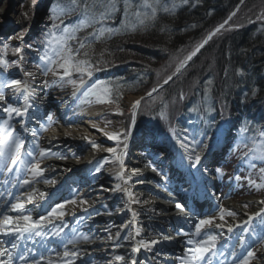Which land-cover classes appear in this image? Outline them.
Instances as JSON below:
<instances>
[{
    "label": "snow or ice",
    "instance_id": "6c2138e0",
    "mask_svg": "<svg viewBox=\"0 0 264 264\" xmlns=\"http://www.w3.org/2000/svg\"><path fill=\"white\" fill-rule=\"evenodd\" d=\"M246 0H240V5H243ZM189 0H54L49 7V19L51 26L44 31L40 37V48H34L33 44H25L24 36L29 30L24 28L14 35L9 36L8 41L17 40L19 44L12 46L8 42L0 45V172L6 177L3 180L5 187L4 192H0V197L3 198L0 203V264H77L79 260L81 264H88L83 259L86 249L78 247L80 244H92L94 236L87 233H81L78 229H72L71 237H62V233L67 224L64 223V217L68 214L66 211L67 205L80 207L81 211L88 212L89 201L75 192L70 198L64 199L62 202H56L51 205L44 214L38 216L26 208V204L32 203L38 193L40 199L46 197V193L40 192L34 187L38 182L43 181L46 184H55L54 178L45 177L46 167H42L44 160L55 157L56 159H68V156L61 152H53L51 148H43L39 143V137L36 131H32L34 147L24 152V142L20 135L17 134L16 128L13 125V120L20 118L17 123L24 127L23 117L28 111L35 106L37 99V87L41 91L46 88H66L71 87L73 95L81 105H115L116 114L123 115L120 109L119 101L121 92L125 85L119 81L93 80L94 73L105 70L114 61L105 59V54L112 55L110 50L105 48L99 54V57L94 56L93 45L95 43H107L114 37L121 35H130L137 32L146 31L159 18L161 13L169 16L174 15L177 7L182 4H188ZM240 5L236 10L232 11L229 16L213 30L209 31L202 40L195 44L182 58H177L175 66L170 74L163 79V84L167 85L178 74H181L189 65V62L200 53L214 37L222 31H230L234 28H239L241 25H233L229 22L237 16L240 11ZM23 6V5H22ZM36 0H33L32 16L24 13L26 18L32 19L35 16ZM77 15V21L71 26L64 24L66 17ZM211 15V13H208ZM119 15V24H116L117 16ZM249 23L256 21L264 22V0H261V8L256 13L255 21L251 16L247 17ZM227 26V27H226ZM91 31H88V30ZM161 31H166L162 28ZM86 33L80 36L79 33ZM73 44L76 46L74 47ZM36 51L39 56V63H34L35 71L27 70L24 65L27 62V57L24 49ZM12 51L18 56L17 61H8L5 59L6 54ZM124 49H121L123 51ZM15 66L22 73V78H12L5 75L10 67ZM171 67V65H169ZM37 73L48 77L49 74L53 77L51 81L45 79L42 86L35 85ZM238 74H240L238 72ZM212 81H208L211 84ZM11 91L17 104L10 103L6 100L5 90ZM160 86H154L150 91L145 93V96L136 99L131 104L130 116L134 122L138 110L142 104H155L157 100L163 104V107L156 113L160 119L167 120L168 104L164 103L163 98L159 96ZM208 89H205V95L202 98L201 105L193 106L189 109L191 112H206L213 111V107L208 104ZM157 94L154 96L153 94ZM257 95V89L252 90V97ZM185 93L181 91L178 94V100L183 101ZM175 104L176 99L171 101ZM48 125H41V131H46L55 121L53 114L49 113L46 117ZM112 124V121H106V127ZM104 131L103 129H97ZM172 134V139L183 150V159H187L193 168H196L201 163L202 153L209 147L204 144L203 140H197L195 135L191 138L185 136L183 139L176 135L174 128H169ZM250 126L244 125L240 132L243 134L240 143L248 150L244 153V157L249 161V167L256 169V161L264 163V131H255L249 136ZM131 130L126 128L123 131L116 130L104 132L108 140L113 141L115 146L105 147L103 150L110 153V157H106L103 162L95 168L96 172H100L104 164L111 163L113 165L112 174L118 183L113 189H103L104 191H120L127 197L125 207L131 212V220L120 226V231H124L132 226L133 233H129L124 237L126 241H133L131 246V254L128 257L124 255H114L111 260L106 261V264H146L144 261H137L134 254H137L141 249L151 251L152 248L162 240L171 241L172 237L163 235L160 239L150 241L135 240V237L140 236V229L135 227L136 217L138 213L131 208L132 204L140 203L138 198H134L133 192L127 185L131 176L125 175L124 157L128 148V141L131 137ZM207 136V132L201 133ZM259 137V139H257ZM88 140L87 137H85ZM91 147L101 148L102 145L95 141L88 140ZM239 146V145H238ZM76 157V154H72ZM91 163V162H90ZM71 171V169H67ZM133 173L137 169L132 170ZM259 179L257 182L252 178V174L246 177L250 187H254L257 191L264 189V167H259ZM14 173L13 179H7L9 174ZM218 174H222L221 170L217 169ZM23 174V175H21ZM239 181L241 177L236 176ZM11 184L12 187H8ZM12 188L22 189L17 194H13ZM30 189V190H29ZM8 197H13L9 200ZM259 204H264V199L258 201ZM176 209L184 212L186 208L183 204L177 202ZM248 208V204L242 205ZM13 213L15 215H13ZM99 214V213H96ZM264 208L254 215H247V220L241 224H235L228 221L231 217L235 221L237 213L233 210L219 207L210 214L199 218L194 223V229L190 232L183 233L189 238L184 242L185 247L181 255L175 259L179 264H213V259L216 258L218 264H228L225 250L228 247L227 241L231 239L225 233L232 234L234 229L241 228V234H238L235 239L239 242L240 248H245V252L237 255L236 245L232 246L230 255L233 257L231 264H264V258L257 255L260 249H264ZM75 216V213H72ZM91 216V213L88 214ZM193 215H195L193 213ZM255 217L260 218L259 230L256 228L249 229L248 225L252 223ZM57 221L60 222L57 225ZM219 221V222H217ZM218 229V232H213L212 227ZM110 225L105 226V230L109 231V239L114 241L115 247L122 245L115 244V241L120 239V233L117 232L113 237L110 232ZM251 232L254 235L253 245L248 246L244 233ZM224 243H220L221 240ZM49 240H58L62 251L47 247L46 243ZM29 244H39L43 251L30 247ZM54 253V255H53ZM224 257V259H219ZM95 264V262H93Z\"/></svg>",
    "mask_w": 264,
    "mask_h": 264
},
{
    "label": "rangeland",
    "instance_id": "374dc122",
    "mask_svg": "<svg viewBox=\"0 0 264 264\" xmlns=\"http://www.w3.org/2000/svg\"><path fill=\"white\" fill-rule=\"evenodd\" d=\"M18 1L20 5L18 4ZM18 1L15 2V0L14 1L0 0V45H2L4 42H8L12 46H17L19 44V41L17 40L8 41L7 38L11 35H14L16 32L24 28H28L29 30L25 33V36H24V43L33 44L34 48H40L42 51V46L40 45L39 41H40V37L42 33L46 31L48 27L51 26V21L49 19V7L52 3H54V0H50V2L46 5H45L46 1L36 0L35 16L32 19L26 18L24 13H28L29 17L32 16L33 0H30V2L28 0H18ZM213 1L212 0H189L188 4H182L179 7H177L175 14H174L175 15L174 18L177 19V17L178 18L180 16L183 17V15L199 17L202 15L201 7L206 6V5L212 6L215 3ZM259 1L261 0L257 1L256 3L257 5L254 6L252 11L248 12L246 16L242 17L241 15H239V12H238L237 16L234 17L233 20L229 22L230 24H233V25H237V24L241 25V27L234 28L230 31H222L220 34L214 37L211 41H209L207 45H205L203 49H201L200 53H198L197 56L194 57L193 60L189 62L188 67L184 69L181 74H178L176 77H174V79L170 81L167 85L163 84V79L166 77V75L170 74L171 71L173 70L176 59L182 58L184 55H186L189 51L192 50V48L195 46L196 43L202 40L201 39L198 42L196 41L198 34L203 29V27L207 28V22L205 21L207 20L206 18H208L209 16L208 20L209 19L213 20L215 17H222L224 15L222 21L220 22V23H223V21L229 16V14L232 11L236 10L237 6L240 5V1H238L236 6H234L232 10L229 11L228 13H226L227 9H229L228 8L229 5L227 6L228 3H226L224 7L221 8V10L217 11L216 13L208 9V11L205 12L206 18L204 17L205 20H202V24H197L195 26L193 24H189V25L187 24L185 26H182L184 23L182 22V19H180V21L175 20V22L167 21L166 19H169V16H167V14L161 13L159 15L158 20L159 21L162 20L161 22H164V23L165 22L171 23V27L169 28H167L168 26H164V29H166L168 33L170 32V35L166 36L167 42L162 47H151V45L145 46L141 44L142 42L138 41L137 39L136 41L135 39L132 40L131 38L135 36L136 34H138L139 32L133 33L130 35H121L118 37H114L112 41L116 39V41L118 42L116 46L115 44H113L111 48L109 47L110 52H112V55L110 57L114 58V59H110L114 61L112 63L113 66H108L103 71L95 72L93 76V80L99 79V80H106V81H119L120 83H121V80H124V81L127 80L128 82L130 81L131 86L127 85V81L125 82L126 84L125 87L127 88H124L123 91L121 92V99L119 101L120 109L122 110L123 115L116 114L115 105H97L93 103L92 105H87V104L82 105V107H84L86 110L87 109L95 110L97 112L96 116L93 119L95 123H97V126L99 127L106 128L110 132L116 131V130L123 131L126 128H129L132 133L131 136L135 133L136 129L140 128L142 132L144 133V135H148L153 140H158L160 143L165 144V145H159L161 150L165 151L164 148L165 149L171 148L172 150H174V152L169 154L170 157L167 158L168 159V161L166 160L167 163H161L158 160V158L154 162V163L157 162V165L159 164L161 168L165 169L166 173L163 175L162 173H160L161 171L158 172V176L160 177V179H163L165 182L169 181L168 176H171V174H174L177 171L176 169L173 168L174 165L172 164L173 163L172 157L173 156L175 157V160H176L175 163L176 165H178L177 161L179 158L177 159V157L179 155L181 156L184 155L183 150H181L180 154H178V152L176 151V149L179 146L178 144H176L175 140L172 139V134L169 131L170 127L175 129L176 135L180 137L181 139H183L185 136L191 138L193 135H195V138L197 140H203L204 144L209 145L208 149H206L208 152L212 151L213 153H215L216 151L220 150V146L222 145L223 148H226L227 150V152H225L226 156L222 159L223 162H219L223 166L222 168H219L221 169L222 174H218L217 170H215L213 174L215 173L218 174V176H221L220 178L226 182V185H224V189L222 188L224 195L232 196V199L235 202L234 204H237V206L242 205L243 201L250 199L252 196V195H248L245 198L244 196L245 193L250 192L253 194H257L255 193L257 190L254 187L249 186L246 177L249 175V173H251L253 179H255L258 183L261 182L259 179L258 169L259 167H264V163L256 161L255 162L257 164L256 169H251L249 167V161L244 157V153L247 152L248 149L244 147L242 143H240L242 135H243L240 132V129L244 125L250 126V131L248 133L249 136L254 134L252 130L264 131V98L257 96V95L253 98L252 94H250V97H252V100L246 106H243L245 104L237 103L236 105H238L239 108L236 105L234 106L235 108H233V105L230 106L231 103H228V102H232L234 100L225 99L226 100L225 101L223 97L218 96L219 94L218 91L219 90L221 91V89L224 90V92L230 90L233 85L231 84L233 83V76L234 78L236 76L242 78V75L243 76L245 75L244 77L248 76V81H251L250 87L257 89V92L259 91L258 94H264V59L255 60L254 57H250L246 59L245 64L244 63H241L240 65L238 64L233 69H232L233 61L231 60L232 64L230 63V66L228 67L229 69L228 68L226 70L222 69V72H221L222 76L220 75L221 79L216 78L215 73H216V69H218L216 67L217 63L219 64L222 58L220 55L222 52L221 51L222 47L228 46V50L230 49L229 50L230 52L227 54V57H231L232 59H234V57L236 58V55L238 53H242L241 50L245 49V45L247 46L248 44H251V42L243 43L241 41L243 38H245V40H248L249 37L250 38L253 37L254 39L258 40L260 44L262 43L261 46L264 45V22L256 21L254 23H249L247 20V17L251 16L252 19L255 21L256 13H258L261 8V2L259 3ZM41 7L43 8L41 9V13H40L39 8ZM204 11H206V9H204ZM209 12L211 13V15L208 14ZM119 19L120 17L118 15L117 20H116L117 25L119 24ZM76 21H77V15L73 14L65 18L64 24L67 26H71ZM204 22H206V25L204 24ZM220 23L216 24L211 29H209L206 32V34L209 31L213 30L215 27H217ZM158 26H159V23L158 24L154 23L147 30L152 29L155 31L156 29H158ZM88 31H91V30L89 29ZM141 33H144V31H142ZM162 33H165V31H163ZM85 34L86 33L84 32L79 33L80 36H84ZM206 34L204 36H206ZM246 37L248 39H246ZM137 44L139 45L138 47L140 49L137 48L135 52L133 51L132 53H130L129 50L134 48V46ZM193 44L194 46H192ZM73 46L75 47L76 45L73 44ZM96 46L97 47L93 45L94 56L97 55L99 57L101 50H103L104 48H107V44L98 43V45ZM99 46L103 48L99 49L98 48ZM143 48H147V50H144ZM121 49H124V50L121 51ZM24 53L27 57V62L24 65V67L27 70L35 71L33 65L34 63H39V56L37 55L36 51L25 48ZM115 54L118 55V56L116 55L117 57L120 56L121 59L118 60ZM137 55H141L140 56L141 58H137ZM28 56H33V57L32 59H30L28 58ZM115 57L117 60H115ZM5 59H7L10 62L17 61L18 56L13 54L12 51L9 50V52L5 56ZM198 60H199V65L196 67L195 65L198 64ZM200 60L202 63L200 62ZM258 61H260V63ZM169 65H171V67ZM0 72H3L2 68H0ZM238 72L240 74H238ZM5 75H9L12 78H22V73L15 66L10 67L8 69V72ZM226 76L227 77L229 76L228 77L229 80L223 81L224 77ZM0 78H3V77H0ZM183 78H186L189 81L187 82L185 80V82H183L184 81ZM45 79L51 81L53 77L50 74L48 77H44L43 75L37 73V79L35 81V85L42 86ZM209 80L212 81L211 84H208ZM134 83H138V84H134ZM154 86H160L159 96L163 98L164 103L168 104L167 120L160 119V117L156 114L159 111V109L163 107V104L160 102V100H157L155 104H151L150 102L142 104L141 108L138 110L137 115L134 118V122H135L134 123L130 116V109H131L132 103L128 102V97L139 99L145 96V93L150 91L151 88ZM206 88L209 90L207 93L208 104L213 107V111L210 113H206L203 111L200 113L189 111V109L192 108L193 106L201 105L202 98L205 95ZM187 89H189V93ZM60 90L68 93V94L65 93L66 96H69L68 97L69 102L66 106L63 104L60 105L59 103V100L61 99V98L59 99V97L64 96V95L62 96L63 92H61ZM43 91H45V93H42ZM43 91H41L40 87H37V92H36L37 99L35 101V105H38L39 102H41L42 98L49 99L50 97V101H52V105H54V107L56 108L53 109V107H51V109H48L46 112L47 114L49 113L53 114L54 117L58 115V117H56L55 119V123L58 125H61V124L63 125V121L65 123L66 122L65 120L67 119H63L64 116H62L60 111L73 113L70 111V109L73 108L74 106H75L74 108H76V104H77L76 102H79L76 99V97L73 95V90L71 89V87H66L63 89L56 87V88H46ZM181 91L185 93V99L183 101L178 100V94ZM8 93L9 95L12 94L11 91H9ZM190 93H192V95H190ZM153 95L156 96L157 94L154 93ZM229 96L230 95H227L226 98H228ZM241 98L244 99L245 94H242ZM174 99H176L175 104L171 103V101H173ZM238 99L240 98L238 97ZM190 100L191 102H189ZM59 105L61 106V108ZM186 110H188L187 113H186ZM183 113L185 117H183L182 115ZM199 115L210 116L209 118L206 117L208 124L206 123V121L204 123H200V119L203 116H199ZM44 117H47V115H45ZM33 118L34 117L30 118V121H32ZM38 119L39 120L37 121L36 127L37 129L38 128L41 129V125H43L44 123L43 121H45V119L42 117H41V120L40 118ZM85 119L87 118H82V120L84 121ZM17 121H18L17 118L13 120V125L15 128L17 127ZM106 121H112V124L106 127ZM183 122L185 124H182ZM78 127L80 129L79 130L74 129V131L87 132V130L86 131L82 130V128H84L83 124L82 125L80 124ZM65 128H68V127L62 126V128L60 129L66 130ZM30 130L31 129H29V126H27L22 131L20 129H16V132L18 135L27 133V135L29 136ZM205 131L207 132V136L201 135V133ZM53 132H56V130H54ZM165 133H167V135ZM48 134H50V132H48ZM44 135L45 133H42L41 137H43ZM48 136L49 135H47L46 137ZM150 137L148 138L150 139V141H152ZM233 139L234 141H232ZM257 139H259V137H257ZM213 142L214 144H212ZM111 144L113 147L115 146L114 145L115 143L113 141H111ZM41 146L42 147L44 146L43 148H45L46 145L41 144ZM75 146L76 147L74 148L79 149L80 145H75ZM86 147L87 145L83 146L81 150L82 151L86 150ZM146 148L149 149L148 147ZM132 151L141 153V155H143V153L140 152V150L136 147L133 148ZM234 151H235L236 156L233 155ZM204 153H207V152L204 151ZM102 154L103 156L101 158L93 160L91 162V165H89V167H87L86 170H91L92 174L93 173L99 174L100 172H103L104 174L113 177V174L111 171L113 168L112 167L113 165L111 163L104 164L100 172L95 171V168L99 165V163L103 162V160L106 157H110V153L108 152L107 153L103 152ZM70 155L68 157L73 156L72 153ZM156 156H158V153ZM143 158L146 159V157L144 156L139 157L141 161L139 160L138 166L137 164H134V161L136 159L135 156L131 157V159H134V161H132V163L128 162V164L131 167L133 166L135 168L145 166L150 161L149 160L144 161L143 163L142 161ZM233 158L234 159L237 158L238 160H241V163L236 164L235 161L233 162ZM80 160H78V162H80ZM69 161L72 162L71 160ZM236 167H240L239 169L244 168V170H239V169L237 170ZM159 169L160 168L159 167L157 168L156 166L155 168L156 172ZM189 173L193 175L194 173L193 169H191ZM236 176L241 177V179L237 181L235 179ZM160 179L151 177L150 181L155 183L156 181L159 182ZM104 182H106L104 184V187L108 189L113 188L111 178L104 180ZM190 182H192L191 179H190ZM57 183H58V180L56 181L55 184ZM49 185H52V184H47L46 186H49ZM84 185L85 184L80 185L79 187L75 188L73 192H75L77 195H81V189L79 191L78 189L83 187ZM231 186H232V190L227 191V189L230 188ZM155 187L156 189L153 190L152 188V190L155 191L158 194V196L162 197L163 201H165L164 199L166 197L161 193L163 189L159 188V186H157L156 184H155ZM175 188L177 189L179 187H175ZM100 192L101 191H96V193H100ZM172 192H174V189H172ZM114 193L117 194V196L114 198V202H116V206H113L115 209L112 212H108V213H113L114 215L118 217L114 218L112 214L111 218L109 219L110 222H108L109 224H111L112 221L113 222H119L122 220L125 222L127 221L126 219L127 215L123 213V209L125 206L123 205L124 204L123 201L126 200L127 198L124 196L123 192L121 193L120 191H115ZM258 194L259 196H263L264 189H261L258 192ZM92 195H94V193H92ZM70 197L71 196H69V193H68L66 194L65 197L58 198L55 201V203L62 202L64 199H67ZM254 197H257V196H254ZM93 199L94 197H91L90 201L92 202ZM53 202L54 200H51L50 203L47 202V204H50V205L48 207L46 206L44 210L42 209V210L31 211L32 213H34L33 214L34 217L40 214H44L51 205H54ZM173 208L176 209L175 204L173 207H171V212H173L172 210ZM119 209H121V211ZM66 211L68 213L66 216H68L71 211L72 213L74 212L76 216L75 219H72L71 217L69 220H65V223L68 226L71 225V222H74L77 219L81 220L85 218V216L79 218L80 213L81 214L86 213V212L81 211L80 207H74L73 205H67ZM104 211H107V209H105L104 207H101V208L96 207L95 213L88 211L91 214L94 213V217H91L92 224H93L92 226L100 225L101 222L102 223L107 222L105 220L103 221V219L109 218V216L107 215L101 216V215L96 214V213L106 214ZM243 211H247L246 213L250 212L246 210V208L240 210L239 212L245 213ZM84 215L88 216L87 214H84ZM145 218L147 219L148 217H145ZM148 219L150 222H153L152 224L153 226H155L153 230H149L150 228H148L147 226L144 227L146 223L145 221L144 222L140 221L138 223L139 219L136 220L135 227L137 228V226L141 224L140 229H144L147 232L146 235L143 234L142 237L147 236L148 234L151 235L152 232L157 231L158 227L160 226L162 227L161 224H164L162 221H159L156 218H155V221L152 220L153 218L151 217ZM193 229H194V223H193L192 230ZM130 232L134 233V229L132 228V226L129 229H127L126 232H123V234L120 235L119 243L120 245H122L120 247H115L114 241L112 239H108V238L105 239L107 236H105V238H99L101 239V241H98L99 244H95V245H99L101 246L99 248H103L104 250L103 253L106 254L107 256L105 258L107 261L111 260L113 256L117 254L128 257L129 255L125 254V252H127L128 250H131L129 248L132 245L127 244L126 240H124V237L128 236ZM178 232H180L179 237L180 235L181 237H183V239L181 240L179 244H181V246L184 247L185 246L184 242L186 241V239L184 238V234H183L184 232L183 231H178ZM167 236H170V234H167ZM119 243H115V244H119ZM158 247L160 248V250H162L163 245L159 243ZM183 247H181L182 253L184 251ZM83 249L87 250L84 254L86 256L89 253V249L87 248H83ZM158 251L159 249L156 250L154 253H151V258L157 261V263L160 262L161 264H179L178 261L174 263H165L163 261L164 259H162L161 257L153 256V254L155 253L156 255L164 254V252L162 251L158 252ZM130 255H133V254H130ZM134 255L135 257L137 256V254H134ZM232 259L233 257L231 255L227 257L228 264H231ZM106 260H104V264H106ZM77 264H81V262H78Z\"/></svg>",
    "mask_w": 264,
    "mask_h": 264
},
{
    "label": "bare ground",
    "instance_id": "6f19581e",
    "mask_svg": "<svg viewBox=\"0 0 264 264\" xmlns=\"http://www.w3.org/2000/svg\"><path fill=\"white\" fill-rule=\"evenodd\" d=\"M10 1V0H7ZM14 1V0H11ZM18 0H15V2ZM30 2V0H28ZM46 1L45 5L48 4L50 2V0H44ZM21 3V2H20ZM19 4V1H18ZM20 5V4H19ZM43 7L39 8V12L41 13V9ZM45 8V6H44ZM4 18V17H3ZM7 21V20H5ZM36 40V39H35ZM33 56H28V58L32 59ZM10 90L6 89L5 93H6V100L10 103L13 104H17L16 99H14L13 95L10 94L9 92ZM61 91V90H60ZM62 96L63 97H59V103L60 105H67L69 102V96H66L64 91ZM42 93H45V91H43ZM68 94V93H67ZM136 98H132V97H128V102L132 103L133 101H135ZM77 104H79L80 102H76ZM38 104V103H37ZM76 104V108H71L73 110L70 109L71 112H61L62 116H64L63 119H67L65 120L66 122L64 123L63 121V125H58L56 123H53L50 127H47L46 131H41V129H37L36 124L37 121L39 120L38 118L41 117L45 119V121H43V125H48V121L46 119V117H44L45 115H47V110L51 109V107H53V109H55L56 107H54V105H52V101H50V97L49 99L46 98H42L41 102H39L38 105H35L33 108H31L28 113L23 117V121H24V127L29 126L30 130V136H32V131H36L37 135L40 136L39 138V142L41 144L46 145L45 148H51L53 152H61L66 154L67 156H69L71 153H75L76 157H68V159H56L55 157L50 158V159H46L43 164L42 167H46V172H45V177L47 178H54L55 181L58 180L57 184H52L49 186H46L47 184H45L43 181L38 182L34 185V187L36 189H38L40 192H44V193H48L50 190L51 192L56 191V196L57 195H61L63 193L66 192H72V190H74L75 188L79 187L80 185L85 184V187H82L83 191L82 192L84 194L81 193V195L87 199L89 201V205H86V207L88 208V211L90 210V212H94L95 213V208L96 207H104L105 209H107V211H104L106 214H97V215H101V216H109V218L103 219V221H107V222H101L100 225H94L92 226V220L91 217H94V215L91 216H87L86 219H82L80 220V222L78 224H76V229H78L79 232L81 233H87L89 235L94 236V242L92 244H80L78 245V247H80L81 249L83 248H87L89 249V253L84 257L83 259L85 261L88 262V264H93V262H95V264H104V260H106L105 258L107 257L106 254H104V250L103 248H99L101 246L99 245H95V244H99L98 241H101V239L99 238H105V236H107L105 239H109V231L105 230V226L106 225H110V232L111 235L113 237L116 236L117 232L120 233V235L123 234V232H126L127 229H129L131 227V225H129V227L127 229H125V231H120V226L127 224L130 220H131V212H129L127 210V208L124 206L123 209V213L125 215H127L125 218L127 219V221H119V222H113L111 224H109L108 222H110V218L111 215L113 213H108V212H112L115 208L113 206H116V202H114V198L117 196V194H115V191H104L102 189H108L106 187H104V184L106 182H104V180L106 179H110L112 180V187L114 188L115 184L118 183V181L115 179V177H111L109 175L104 174L103 172H100L99 174H95V173H91V170H86L87 167H89V165H91L90 162H92L93 160H96L98 158H101L103 156V152L107 153L105 150H103L105 147H109L112 146L111 141L107 139V137L104 135V132H110L108 129L106 128H102L97 126V123H95L94 121V117L96 116V111L95 110H89V109H85L84 107H82V105L80 107H77ZM59 105V106H60ZM17 106H19L17 104ZM72 107V106H71ZM61 108V106H60ZM58 111V110H57ZM61 116V117H62ZM34 117L33 119H35V117H37V119L30 121V118ZM58 117V115L56 116ZM56 117L53 116V120L55 121ZM60 117V118H61ZM198 117V116H197ZM82 118H87L84 120H82ZM18 120L20 118H17ZM81 120V122H80ZM58 122V121H56ZM135 123V122H134ZM133 123V124H134ZM78 124V125H76ZM84 125V128H82L83 131L87 132H76L74 131V129L79 130L80 128L78 127L79 125ZM62 126L64 127H68L64 129H60L62 128ZM74 127V128H73ZM134 127V126H133ZM132 127V128H133ZM135 128V127H134ZM16 129H22V127L20 126L19 123H17V127ZM97 129H103L104 131H98ZM54 130H56V132H53ZM69 131V132H68ZM48 132H50V134H48ZM45 133V135L43 137H41V134ZM47 135H49L48 137H46ZM27 135V133H23L20 135L21 139L24 142V152H27V148L28 146H30L31 141L29 139H26L28 137H30ZM148 135H144V133L142 132V130L136 129L135 133L130 137L129 141H128V148L126 149V155H125V160L129 159V155L133 152L132 149L133 148H138L140 150V152L143 153V155H140L141 157H146V161H150L151 163H153L155 166L160 168V171L163 173L165 171L164 168H161V166H159V164L157 165V162L154 163L156 161V159L158 158V160L161 163H167L166 160L168 161L167 158H169V154L174 152V150H172L171 148L165 149V151L161 150L159 145H165L164 143H160L158 140H153L150 136L152 141H150V139L147 137ZM33 137V136H32ZM85 137L88 138V140H92L95 141L97 144L102 145L103 147L101 148H92L91 144L88 143V140L85 139ZM234 141V139L232 140ZM46 143V144H45ZM48 143V145H47ZM222 143V142H221ZM232 143V142H230ZM214 144V142L212 143ZM75 145H80L79 149H76L74 147H76ZM86 150H81V148L83 146H86ZM115 145V144H114ZM179 146V145H178ZM220 146V144H219ZM44 147V146H43ZM113 147V146H112ZM146 147H148L149 149H147ZM180 147V146H179ZM177 148V152L178 154H180L181 152V148ZM146 148V149H145ZM219 148V147H217ZM208 149V148H207ZM207 153H202V159H201V163L200 165H198L196 168H192L190 162L187 159H183L181 155H179L177 157L178 161V165H176L175 163V157H172V161H173V165H174V169H176V173L171 174V176H168L169 181L165 182L162 181L160 183L156 182L153 183L152 181H150V178L152 177V175L154 176L155 174L151 173V168L146 167L145 166H141V167H128L127 163L124 162L125 165V170L127 172H125L126 176H131V179L129 180V184L127 185V187L130 188V190H132L133 194H134V198H138L140 203H135L131 205V208L133 210H135L138 215L136 217V220H138V223L141 222H146L144 227H148L150 228L149 230H153V228L155 226H153V222H150L148 218H153L152 220L155 221V218L158 219L159 221L162 222H166L167 224L170 223V225L172 223H175L179 220H181L179 217H173L172 212H171V204L169 202H176L177 200H184L187 199H192L193 204H195L197 207V209L200 207L203 208H209L208 210H215L219 207H225L226 209H230L233 210L237 213V219L235 221H233V219H231V217H228L226 219H228L229 222L231 223H235V224H241L243 221L247 220V215H254L257 212H260V210L262 208H264V204H259L258 201L264 199V195L263 196H259L258 192L256 191L255 193L257 194H253V193H245L244 196L246 198V196L248 195H252L250 199H247L245 201H243L242 205L244 204H248L249 207L246 208V210L250 211L249 213H247V215H245V213L247 211H243L245 213L239 212L240 210L244 209V207H242V205L237 206V204H234V200L232 199V196L226 198L224 197V193L222 188L224 189V185H226V182L221 179V176H218V174H213V172L215 170H217L218 168H222L223 166L221 165V163L219 162H223L222 159L226 156L225 152H227L226 148H223V146H220V150L216 151L215 153H213L212 151L208 152L207 150H205ZM158 153V156H156ZM233 155L236 156L235 151L233 152ZM71 156V155H70ZM138 159V157H136ZM81 159V160H80ZM69 160H71L72 162H70ZM74 160V161H73ZM78 160H80V162H78ZM130 161V160H129ZM133 161V160H131ZM141 161V160H140ZM235 161V163H241V160H238L237 158L234 159L233 158V162ZM243 162V161H242ZM243 165V164H241ZM138 166V165H137ZM140 166V164H139ZM113 167V166H112ZM240 167H236V169L238 170ZM67 169H71V171H68ZM133 169H137L138 171L133 173ZM191 169H193V175L191 173H189L191 171ZM221 170V169H220ZM239 170H244L243 169H239ZM163 173V174H165ZM13 176L15 175L14 173L12 174ZM23 175V174H21ZM76 175V176H74ZM5 177V176H4ZM61 177V178H60ZM6 178V177H5ZM7 179H9V177H7ZM13 179V177H12ZM154 179V178H153ZM190 179L192 181V184H190ZM0 180L2 181V178H0ZM131 181V182H130ZM3 182V181H2ZM0 182V192H3V188L4 185L3 183ZM67 182V183H65ZM194 182H197L196 184H193ZM65 183V184H64ZM155 184L157 186H159V188H165V189H169L172 190L174 189V197L175 200H171L169 202H167V199H164L165 201H163L162 197L158 196V194L153 191L154 189H156ZM101 186V187H99ZM175 187H179V188H184L186 194H184L181 191H178V189H176ZM229 187V186H227ZM112 188V189H113ZM153 188V190H152ZM17 190L19 191H23L22 189H17V188H13V190ZM165 189H163L164 191H161V193L164 195ZM30 190V189H29ZM161 190V189H160ZM232 190V186L230 188L227 189V191ZM96 191H101L100 193H96ZM103 191V192H102ZM17 192V193H18ZM50 192V193H51ZM17 193H13L14 195ZM92 193H94V195H92ZM122 193V192H121ZM36 198L33 200L32 203H28L26 204V208L29 209L30 211H34V210H38V208H45L46 206L48 207L50 204H47V202L50 203L51 201V197H45L44 199H40L38 193L35 194ZM186 196V197H185ZM257 196V197H254ZM259 196V197H258ZM91 197H94V199L91 200ZM167 197V196H166ZM127 198V197H126ZM184 198V199H183ZM3 200V198H2ZM2 200L0 199V203H2ZM169 200V199H168ZM242 200V199H241ZM126 201V200H124ZM123 201V202H124ZM189 202V201H188ZM96 206H95V204ZM125 205V203L123 204ZM241 207V208H239ZM118 208V207H117ZM233 208V209H232ZM196 210V211H192L191 216H193V213L196 214V212H200L203 213L204 211L202 210ZM121 211V209H119ZM207 210V211H208ZM101 212V211H100ZM167 214L169 219H164L165 217H161V214ZM190 213V211H189ZM34 214V213H33ZM185 215L188 214V212L186 211V213H184ZM155 215V216H154ZM264 215V214H262ZM142 216V217H141ZM241 216V217H239ZM72 217V219H75V216L72 215V211L69 213L68 216H66L64 218V220H69ZM114 218H117L118 216L113 214ZM145 217H148L147 219ZM200 218H202L203 216H198ZM239 217V218H238ZM219 222V221H217ZM58 224H60V222H57ZM108 223V224H107ZM124 223V224H123ZM260 218L259 217H255L252 221L251 224L248 225L249 229L252 228H256L257 230H259L260 227ZM161 224V223H160ZM162 227H158L156 232H152L151 235H147L142 237L143 234L146 235V231L144 229H140L141 224L137 226V228L140 229V236L135 237V240H145V241H150L153 239H160L163 235H167L170 234V237H172L171 241H166V240H162L160 242V244L163 245L162 249H168L170 250L169 253H173L174 250H176L177 247H180L181 244H179L181 242V240L183 239V237H179L180 232L178 231H174V235H171V233L169 232V229H166L163 227L164 224H161ZM102 228V230H101ZM91 229V230H90ZM97 229V230H96ZM101 230V231H100ZM213 232H218L219 230L216 229L214 226L210 229ZM191 231V230H190ZM185 230V232H190ZM184 232V233H185ZM241 234V228L237 227L234 229V232L232 234H228L225 233L226 236H230L231 239H229L227 241L228 247L225 250V256L228 257V255L230 254L231 250H232V246L236 245V251H237V255H239L240 253H244L245 252V248H240L239 242L238 240L235 239V237ZM134 235V233H133ZM244 237H245V241L247 243L248 246H254L253 245V240H254V235L251 232L248 233H244ZM184 238L187 240L189 237L187 235H184ZM96 239V240H95ZM53 242V240H51ZM98 242V243H96ZM115 243H119L118 241H115ZM127 244L132 245V243H134L133 241H126ZM220 243H224V240L222 239L220 241ZM120 244V243H119ZM159 244V243H158ZM158 244L155 245L152 248V252L151 251H145L143 249H141V251L139 253H137L136 259L137 261H144L146 262V264H161L160 262L157 263V261H155L153 258H151V253H154L156 250H160V248L158 247ZM62 249V248H61ZM60 249V250H61ZM131 249V247L129 248ZM172 249V250H171ZM173 251V252H172ZM150 252V253H149ZM125 254L129 255L131 254V250H128L127 252H125ZM257 255L264 258V249H260L257 252ZM153 256H162V255H156L153 254ZM173 256H171L168 259H171ZM167 259V258H165ZM107 261V260H106ZM169 261V260H168ZM167 261V262H168ZM171 261V260H170ZM80 262L79 260L77 261V263ZM165 262V260H164ZM166 263V262H165ZM121 264H124V262H121ZM253 264H257L256 261L253 262Z\"/></svg>",
    "mask_w": 264,
    "mask_h": 264
},
{
    "label": "trees",
    "instance_id": "16d2710c",
    "mask_svg": "<svg viewBox=\"0 0 264 264\" xmlns=\"http://www.w3.org/2000/svg\"><path fill=\"white\" fill-rule=\"evenodd\" d=\"M238 1H240V0H215V1H213L215 3L212 6L206 5V6L201 7V9H202L201 10V14L202 15L199 16V17L183 15V17L180 16L179 18L177 17V19H175L174 18L175 15H171V16L167 15V16H169V19H166V20L167 21H170V22H175V20L176 21H180V19H182V22H184L182 26H185L187 24L188 25L189 24H193L195 26L197 24H202V20H205L204 17L206 18L205 12H207L208 9H210L212 12L216 13L217 11L221 10V8H223L226 3H228L227 6L229 5V7H228L229 9H227V11H226V13H228L229 11L232 10V8L234 6H236V4H237ZM257 1L258 0H246V2L243 5H241V7H240L239 15H241L242 17L246 16V14H248V12L252 11L253 7L257 5L256 4ZM260 2L261 1H259V3ZM204 9H206V11H204ZM223 17H224V15L222 17H215L213 20H210V19L208 20V18H209V16H208V18H206L207 20H205L207 22V28H204L203 27V29L198 34V37H197L196 41L197 42L200 41L204 37V35L206 34V32L209 29H211L213 26H215L216 24H218V23H220L222 21ZM161 21L158 20V21L155 22V24H158L159 23L158 29H156L155 31L152 30V29H149V30L144 31V33L139 32L138 34H136L135 36H133L131 39L132 40L135 39V41L137 39L138 41L142 42L141 44H143L145 46H150V45H151V47H162V46H164L166 44V42H167L166 41L167 40L166 39V36L167 35H170V32L168 33L167 30H166L165 33H162L163 31H161V29L164 28V26H168L167 28L171 27V23L170 22L169 23H167V22L164 23V22H161ZM206 22H204L205 25H206ZM246 39H248V38L246 37ZM110 41H112V40H110ZM110 41H108L106 43L108 50H109V47L111 48L113 44H115V46H116V44L118 42V41H116V39H114V41H112V42H110ZM241 41L243 43H245V42H251V44H248L247 46L245 45V49L244 50H241L242 53H238L236 55V58L237 59L235 57H234V59H232L231 57H227V54L230 52L229 51L230 49L228 50V46L222 47V50H221L222 52L220 54L222 58H221L220 63L219 64L217 63V66H216L218 68V69H216V73H215V77L216 78L221 79L220 75L222 76V74H221L222 69H225L226 70L230 66V63L232 64V61H233V64H232V69H233L238 64L239 65L241 63H244L245 64L246 63V59H248L250 57H254L255 60H263L264 59V45L261 46L262 43L260 44L258 42V40L254 39L253 37H251V38L249 37L248 40H245V38H243ZM96 45H98V43H95L94 44L95 47H97ZM138 46H139L138 44L135 45L134 48H132L131 50H129V52L130 53H132L133 51L135 52L137 50V48H139ZM192 46H194V44ZM98 48L101 49L103 47H100L99 46ZM225 48H226V50H225ZM143 49L144 50H147V48H143ZM189 50H190V48H189ZM116 55L117 54H115V56ZM110 56L107 55V54H105V57L104 58L105 59H108V60L114 59L113 57H110ZM140 56L141 55H137V58H141ZM95 57L98 58L97 55ZM116 57H115V60H117V59L120 60L121 59L120 56L117 57V59H116ZM200 62H201V60H200ZM258 62L260 63V61H258ZM198 65H199V60H198V64H196L195 66L197 67ZM109 66H113V65L111 64ZM244 76L242 75V78H240L238 76H236L234 78V76H233V83H231L233 85H232L231 89L228 90V91H226V92H224V90H222V89H221V91L220 90L218 91L219 92L218 96L223 97L224 100L225 99L234 100L232 102H228V103H231L230 106L233 105V108H235L234 106L237 103L245 104L243 106H246L252 100V97H250V94H252V90L254 88L253 87H250V85H251L250 82L251 81H248V76L247 77H244ZM228 77L227 76L224 77V80L223 81L229 80ZM183 80H182L183 82H185V80L187 82L189 81L186 78H183ZM126 81L127 80H125V81L124 80H121V83L124 84V85H126L125 84ZM134 84H138V83H134ZM127 85L128 86H131L130 85V81L129 82L127 81ZM258 85H259V83H258ZM124 88H127V87H124ZM131 90H133V89H131ZM125 91H127V90H125ZM187 91L189 93V89H187ZM258 92H257V96H260V97L264 98V94H258ZM242 94H245V98L244 99L241 98V95ZM190 95H192V93H190ZM227 95H230V96L228 98H226ZM238 97L240 99H238ZM189 102H191V100ZM236 106L238 107V105H236ZM187 111L188 110H186V113H187ZM182 115H183V117H185L184 116V113ZM199 116H203L200 119V123H204L206 121V123L208 124V122L206 120V117L209 118L210 116H207V115H199ZM182 124H185V123L183 122ZM165 134L167 135V133H165Z\"/></svg>",
    "mask_w": 264,
    "mask_h": 264
}]
</instances>
